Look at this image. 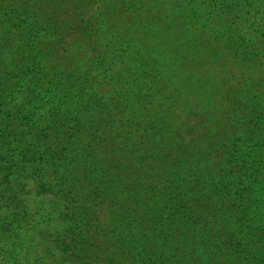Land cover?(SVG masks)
I'll use <instances>...</instances> for the list:
<instances>
[{"label": "trees", "instance_id": "1", "mask_svg": "<svg viewBox=\"0 0 264 264\" xmlns=\"http://www.w3.org/2000/svg\"><path fill=\"white\" fill-rule=\"evenodd\" d=\"M1 207L42 264H264V0H0Z\"/></svg>", "mask_w": 264, "mask_h": 264}, {"label": "rangeland", "instance_id": "2", "mask_svg": "<svg viewBox=\"0 0 264 264\" xmlns=\"http://www.w3.org/2000/svg\"><path fill=\"white\" fill-rule=\"evenodd\" d=\"M15 40V36L13 37V41ZM46 198V197H45ZM45 198H32L31 206L33 209H37L40 205L43 209L44 213L42 215L43 221L41 223V227L46 232H53L55 226V222H48L47 219V210L48 203ZM45 201L43 202V200ZM46 202V203H45ZM43 204V205H42ZM4 214V208H0V226L3 222L2 215ZM45 219V220H44ZM17 223L13 225L12 230L2 231L0 227V264H42V256L40 254L38 243L35 236L32 233L26 234L22 232L21 229L16 228ZM55 225V226H54ZM48 226V227H47ZM42 232L44 230H41Z\"/></svg>", "mask_w": 264, "mask_h": 264}]
</instances>
